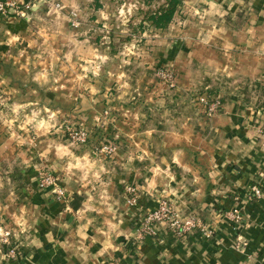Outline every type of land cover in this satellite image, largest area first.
Masks as SVG:
<instances>
[{"label": "crops", "instance_id": "0c3cea01", "mask_svg": "<svg viewBox=\"0 0 264 264\" xmlns=\"http://www.w3.org/2000/svg\"><path fill=\"white\" fill-rule=\"evenodd\" d=\"M8 1L24 15L0 17V226L18 256L0 243V264H264V0H181L142 30L143 0ZM161 200L208 233L157 222L137 240Z\"/></svg>", "mask_w": 264, "mask_h": 264}, {"label": "built area", "instance_id": "2783aa9c", "mask_svg": "<svg viewBox=\"0 0 264 264\" xmlns=\"http://www.w3.org/2000/svg\"><path fill=\"white\" fill-rule=\"evenodd\" d=\"M54 9H61L62 6L59 3L52 4ZM27 8V7H26ZM10 9H14L16 14L23 16L21 7L14 2L8 0H0V17H6L9 15ZM77 14L75 12L70 13V17L72 18L71 24L77 26L79 23L75 19ZM157 77L160 79L162 83H164L168 88L175 87V75L173 71L169 68L157 67L155 70ZM197 103L202 106L204 112L207 116L214 115L219 109V101L216 99H210L206 95L201 94L197 96ZM67 137L69 140L75 143H85L88 138V133L84 128H67ZM262 137L264 140V129L262 132ZM105 150L111 151V147L109 145L104 147ZM39 186L40 187H51L55 188V193L59 198H63L64 191L62 188L57 186V178L49 172L43 171L39 173ZM127 192L129 194L128 202L131 205H135L137 203L138 194L136 190L132 187L127 188ZM262 195V189L260 183H256L252 185L247 190L248 198H256L259 199ZM226 216L229 218V221L237 225L242 222L241 212L238 210L228 211ZM142 226L136 236L137 240H141L144 237L154 234V225L157 222H162L167 225V228L178 236H184L189 234L195 230H199L203 232L205 235L208 233L204 224H202L197 218L193 216H188L183 218L178 213L175 212L173 207L166 201L161 200L156 207L155 210L149 212L142 221ZM14 234L11 230L0 226V243L4 248V256L9 259H16L18 256V252L16 247L14 246ZM114 264V263H110Z\"/></svg>", "mask_w": 264, "mask_h": 264}, {"label": "trees", "instance_id": "16d2710c", "mask_svg": "<svg viewBox=\"0 0 264 264\" xmlns=\"http://www.w3.org/2000/svg\"><path fill=\"white\" fill-rule=\"evenodd\" d=\"M146 9H140L138 15L140 17L139 23L135 29L142 30L144 26H152L154 28H165L172 21L173 15L177 7L181 4V0H143ZM159 2L154 8L151 4ZM134 30V29H133ZM132 36V32L130 34Z\"/></svg>", "mask_w": 264, "mask_h": 264}, {"label": "water", "instance_id": "95a60500", "mask_svg": "<svg viewBox=\"0 0 264 264\" xmlns=\"http://www.w3.org/2000/svg\"><path fill=\"white\" fill-rule=\"evenodd\" d=\"M46 0H40L38 4L34 5L31 8V11H35L36 9H38L43 3H45ZM31 15H27V18L30 19Z\"/></svg>", "mask_w": 264, "mask_h": 264}, {"label": "rangeland", "instance_id": "374dc122", "mask_svg": "<svg viewBox=\"0 0 264 264\" xmlns=\"http://www.w3.org/2000/svg\"><path fill=\"white\" fill-rule=\"evenodd\" d=\"M156 5H157V4H155V5H152L151 7H152V8H154Z\"/></svg>", "mask_w": 264, "mask_h": 264}]
</instances>
